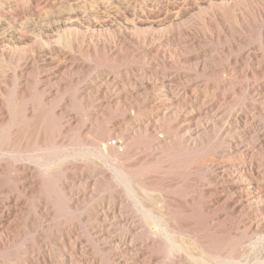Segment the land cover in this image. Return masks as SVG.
<instances>
[{"label": "rangeland", "instance_id": "obj_1", "mask_svg": "<svg viewBox=\"0 0 264 264\" xmlns=\"http://www.w3.org/2000/svg\"><path fill=\"white\" fill-rule=\"evenodd\" d=\"M263 192L264 0H0V264H264Z\"/></svg>", "mask_w": 264, "mask_h": 264}, {"label": "bare ground", "instance_id": "obj_2", "mask_svg": "<svg viewBox=\"0 0 264 264\" xmlns=\"http://www.w3.org/2000/svg\"><path fill=\"white\" fill-rule=\"evenodd\" d=\"M112 133V130H108L106 131V133H102V135L100 136L101 140H103L105 137H109L110 134ZM18 143V142H17ZM250 171V170H249ZM248 173V172H247ZM237 176V175H236ZM249 176V175H248ZM229 183V182H228ZM238 184V183H237ZM262 188V187H261ZM260 189V188H259ZM262 190V189H261ZM256 193V192H254ZM264 193V192H263ZM257 196V195H256ZM145 205V204H144ZM148 207V206H147ZM126 242V241H125ZM134 246V245H133Z\"/></svg>", "mask_w": 264, "mask_h": 264}]
</instances>
